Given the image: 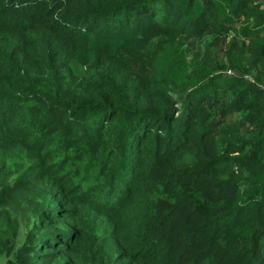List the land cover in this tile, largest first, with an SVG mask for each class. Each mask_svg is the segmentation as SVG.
Wrapping results in <instances>:
<instances>
[{
    "label": "trees",
    "instance_id": "1",
    "mask_svg": "<svg viewBox=\"0 0 264 264\" xmlns=\"http://www.w3.org/2000/svg\"><path fill=\"white\" fill-rule=\"evenodd\" d=\"M0 264H264V0H0Z\"/></svg>",
    "mask_w": 264,
    "mask_h": 264
}]
</instances>
